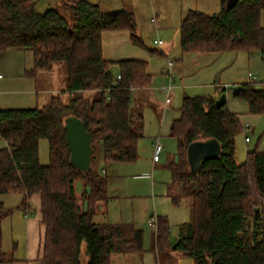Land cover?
<instances>
[{
    "label": "trees",
    "instance_id": "trees-1",
    "mask_svg": "<svg viewBox=\"0 0 264 264\" xmlns=\"http://www.w3.org/2000/svg\"><path fill=\"white\" fill-rule=\"evenodd\" d=\"M221 0L218 14L190 11L180 26V46L185 53L223 54L258 52L264 60V0H236L232 8ZM127 30L133 42L136 19L128 11L103 14L99 5L87 0L66 4L62 12L37 11L32 0H0V53L30 52L39 71L63 63L67 67L66 92L76 94L68 103L52 97L42 108L0 110V196L18 194L23 209L30 199H41L44 235L39 264H112L114 255H143V232L131 223L96 224L97 203L108 199V180L93 164L96 149L103 163L134 164L142 126L134 127L132 93L152 85L148 63L137 60L109 61L104 58L102 35ZM119 67L118 74L112 67ZM118 76L121 79L118 80ZM97 92L90 100L80 93ZM249 113L264 117V82L246 83L234 93ZM212 97L183 98L180 119L173 122L170 137L177 142L178 160L167 165L172 182L179 185L178 199H191V221L180 233L177 250L196 264H264V152H247L246 161L236 162V138L243 133L239 115L227 104L216 106ZM75 116L91 136V169L83 172L70 163L65 120ZM216 140L220 154L206 160L197 176L187 158L195 142ZM47 141L49 162H40V142ZM98 150V149H97ZM86 180V208L76 193V181ZM175 205L177 198H172ZM12 214L0 202V264L3 251L2 224ZM169 224L158 218L156 246L168 243ZM170 247V246H169Z\"/></svg>",
    "mask_w": 264,
    "mask_h": 264
},
{
    "label": "rangeland",
    "instance_id": "rangeland-1",
    "mask_svg": "<svg viewBox=\"0 0 264 264\" xmlns=\"http://www.w3.org/2000/svg\"><path fill=\"white\" fill-rule=\"evenodd\" d=\"M192 10L199 11L207 15L218 14L221 10V0H192ZM138 22H136V36L143 43V45L149 50L158 51L155 55H149V51L141 49L142 45H137L133 42L131 33L127 30L106 32L102 35L104 58L108 59H128L124 57H133L132 54H136L137 59H144L145 56L153 57L156 62L152 69L155 79L154 82H162L165 79L166 74L169 73V63L176 62V53L179 50L180 41V26L181 17L180 13H183L185 0H138ZM60 11V9H56ZM37 11L44 13L46 9L41 5ZM261 25L264 27V11L261 14ZM162 40L164 46L158 47L153 45L154 40ZM170 47V52L166 48ZM136 51V52H135ZM165 52L166 56L161 53ZM9 53L5 54H13ZM119 52V53H114ZM32 59L33 56L30 52L27 53ZM144 55V56H142ZM5 55L0 54V75L4 78L0 81V89H32V93H7L0 94V109H34L42 108L49 101L51 95H59L65 103L74 97L76 94H70L66 92L68 80H67V67L63 63L55 64V79L50 77H40L36 82L34 77H9L6 73V67L3 61L6 59ZM225 59V67L234 68L235 75H238L231 84H236L237 88L248 82L250 78L249 72L256 74L257 81L264 82V60L261 58L258 52L240 51L237 54L219 55ZM152 58V59H153ZM134 59V58H129ZM180 63H175V68L171 70L172 75L178 76L177 69H182L179 66ZM234 64V65H232ZM231 65V66H230ZM33 69V65L28 64V71ZM114 73L119 72L117 65L112 67ZM227 74H231L228 71ZM52 79V80H50ZM229 80V79H225ZM181 77L176 78L177 86L182 84ZM152 82V84L154 83ZM55 88L57 92L55 94H37L36 89L40 88ZM166 87V86H165ZM164 87V88H165ZM181 90H174L173 96H182ZM188 94H193L191 91H185ZM200 93V92H195ZM78 96L93 100L98 97L97 92L80 93ZM163 101L167 99L165 94L159 96ZM183 102V99H182ZM182 106V104H181ZM243 134V133H242ZM240 134L237 137V143L244 140L243 135ZM260 132H255L252 137V143L249 145V150L253 151L258 144L260 138ZM261 139V143L263 142ZM176 142V141H175ZM5 146L4 141L0 138V148ZM242 153L238 151L236 159L239 163L246 161L247 152L245 144H240ZM98 149V150H97ZM96 149V156L99 153V147ZM171 160H178V146L177 142L173 150H170ZM148 155V154H147ZM141 155H139L140 157ZM138 164H120V163H108L106 166L104 163L99 164L100 169L107 168L108 172L104 175L108 180L110 196L115 197L110 204L112 212L121 213L122 219L128 223L134 224L135 227L142 230L143 240V255L128 254L127 263L124 264H196L195 259L186 257L182 251L173 249V246L180 239V232L185 224L191 221L190 204L191 199L181 197L174 194L172 198L179 200V206L175 205L171 198L167 196L166 185L171 181V173L165 166L164 162L161 163L158 169H154L148 162H140ZM40 162L43 165H47L49 162V146L47 141L40 142ZM95 162L93 167H96ZM143 165V168L140 165ZM140 176V177H133ZM76 193H83L87 187L86 180L80 178L75 184ZM170 193H175L176 186H172ZM0 202L5 205L6 208L11 209L12 214L5 219L2 224V236H3V251L6 254L7 260L2 264H25L22 259L25 257V237L27 232V215L35 214V212L25 211L23 209V197L18 194L0 196ZM30 205H33V201H29ZM166 218L169 224V240L168 243L157 248L156 246V231L158 218ZM153 221V225L150 221ZM170 246V247H169ZM123 257V256H121ZM88 259L86 247H82V261L86 264ZM30 264H39L33 262Z\"/></svg>",
    "mask_w": 264,
    "mask_h": 264
},
{
    "label": "crops",
    "instance_id": "crops-1",
    "mask_svg": "<svg viewBox=\"0 0 264 264\" xmlns=\"http://www.w3.org/2000/svg\"><path fill=\"white\" fill-rule=\"evenodd\" d=\"M36 3L37 9L43 5V7L47 10L49 9H60V12L64 10V7L66 4L72 3V2H79L81 0H32ZM91 3L97 4L100 7V10L103 14H111L119 11H128L134 14L136 22H138V12H140V8L138 5V0H87ZM192 0H185V5L183 9V13H180L181 22L186 17V15L192 10ZM160 40V39H159ZM156 39L153 41V45L162 47L164 46V42L162 45L156 44ZM179 50L176 53V59L175 61L180 63L179 66H182V69H177L176 73L179 74L178 76L171 75L169 76L166 74L165 79L163 78L162 82H154L153 84L145 89L141 90H134L132 93V100H131V107L133 112V121H134V127L139 128L142 126L143 129V137L140 139L138 144V153L141 155L139 159L140 162H148L149 165H151L155 170L159 168L162 162H164L165 166H167L171 162H175L174 160H171V153L170 150H173L175 147V140L170 137L171 127L174 121L180 119L181 117V104L182 99L185 96H191V97H212L214 99H219L221 95L216 91L214 84L215 83H231L233 81H230L232 78L235 79L238 75H235L234 68L225 67V59H223L219 55H229L230 53H223V54H205V53H185L183 54L181 51L180 41H179ZM144 51L147 49L143 43L142 47H140ZM148 50V49H147ZM171 51L170 47L166 48L164 51ZM8 51H13L10 53L13 54H5L9 53ZM5 52H1V55H5L3 57L6 58L3 61V64L6 67L7 75L11 78L16 77H30L28 75V64H32L34 67L33 58L31 59L28 56V52L21 51V50H8ZM149 55H155L158 53V51H154L149 49ZM136 52V51H135ZM162 51V55L166 56V53ZM104 53V51H103ZM119 53V52H114ZM232 54H237V52H232ZM133 57H124L128 59L124 60H137V61H144L148 63V72L155 77L152 69L155 66L156 63L154 61V58L149 56H145L144 59H137L135 56L136 54H132ZM144 56V55H142ZM134 58V59H129ZM153 58V59H152ZM167 59V56L165 57ZM109 61H122L123 59H108ZM175 62V63H176ZM175 63L173 62L172 69L175 68ZM234 65V64H232ZM55 66V65H54ZM52 67L51 69L42 70L39 71L34 78L36 79V82L41 77H50L52 79H55L56 73H55V67ZM231 66V65H230ZM113 71V70H112ZM228 71L231 72V74H227ZM115 74H118L116 72ZM33 77V76H31ZM181 77L182 84L177 86L176 84V78ZM4 79L3 77L0 78V81ZM50 79V80H52ZM155 79V78H154ZM229 79V80H225ZM173 86L170 96H167L163 89L165 86L169 85ZM249 83V82H248ZM238 84V82H234V85ZM181 90L182 96L180 94L179 96L174 97L173 91L174 90ZM34 90L32 89H0V94H7V93H32ZM37 94H55L57 92V89L51 87V88H40L36 89ZM185 91H191L193 94H188ZM200 92V93H195ZM165 94L170 98V101L167 102V99L163 101L159 96L160 94ZM58 95H51L49 97V100H51L52 97H55ZM49 103V102H48ZM46 103V105L48 104ZM44 105V106H46ZM43 106V107H44ZM227 106L228 109L239 115L240 121L244 128H248V136L250 137V142L246 143L244 134V140L237 143L236 140V155H238V151H240V155L242 153V147L240 148V144H245L246 152H249V145L252 143V137L255 135V132H260V138L258 141V144L255 146V149H257L259 152H264V141L261 143V139L264 140V117L261 116H254L249 113V107L248 105L235 98L233 93L227 94ZM4 110V109H0ZM156 138H160L163 145L164 150L161 154V158L159 162L153 161V154H154V141ZM237 139V138H236ZM5 146H7V143L4 141ZM3 147V148H4ZM1 149V148H0ZM148 154V155H147ZM235 155V158L237 157ZM103 154L102 150L99 149V153L97 155L96 160V170L99 171L103 176L107 174L108 169L102 168L100 169L99 164L103 163ZM236 162L238 164L239 160L236 159ZM135 164V163H134ZM138 164V161L134 166ZM105 165V164H104ZM122 165V164H121ZM140 165V164H139ZM106 166V165H105ZM140 167L143 168V165ZM133 177H140V176H133ZM172 186H176L175 193H170V189ZM88 190V186L85 188L83 193H77L78 198H80V203L84 208H86V203L83 201V195ZM109 186L107 185V197L106 200H101L97 203L96 207V214L94 216V222L96 224H105V223H113V224H124L128 223L124 219H122L123 215L121 213L112 212V208L110 204L115 197H112L108 193ZM166 192L167 196L171 198L174 196V194L178 195L180 193L179 185L174 184L172 182V178L170 183L166 185ZM33 201V205L29 206V212H35L34 214L27 215V232L25 237V257L22 259V262L25 264H30L33 262H38V260L41 257V242L44 235V227L41 224L42 216L40 213L41 210V199L39 196L35 195L30 199V202ZM173 202V201H172ZM179 206V205H178ZM134 225V224H133ZM152 225V224H151ZM135 226V225H134ZM138 229L137 227H135ZM140 230V229H138ZM142 231V230H141ZM181 233V232H180ZM180 237V236H179ZM128 255V254H127ZM123 256V257H121ZM127 256L124 255H114L111 258L112 264H124L127 263Z\"/></svg>",
    "mask_w": 264,
    "mask_h": 264
},
{
    "label": "water",
    "instance_id": "water-1",
    "mask_svg": "<svg viewBox=\"0 0 264 264\" xmlns=\"http://www.w3.org/2000/svg\"><path fill=\"white\" fill-rule=\"evenodd\" d=\"M236 0H228V8L235 5ZM227 104V95L223 94L216 100V106L222 107ZM65 131L70 149V163L73 167L87 172L91 169L93 146L90 134L83 121L75 116L65 120ZM220 154V145L216 140H207L191 144L187 150V158L191 173L197 176L200 166L208 159ZM178 242L173 246L176 249Z\"/></svg>",
    "mask_w": 264,
    "mask_h": 264
},
{
    "label": "built area",
    "instance_id": "built-area-1",
    "mask_svg": "<svg viewBox=\"0 0 264 264\" xmlns=\"http://www.w3.org/2000/svg\"><path fill=\"white\" fill-rule=\"evenodd\" d=\"M156 44L157 45H162L163 42L161 40H157L156 41ZM172 66H173V62H170L169 63V73L168 75L171 76L172 74L171 73V70H172ZM248 76L250 78V82L252 84H255V85H258L260 86L261 85V82L257 81L258 79L256 78V74L253 73V72H249L248 73ZM2 76L0 75V78ZM121 79V76H118V80ZM214 87L216 89V91L220 94V95H223V94H228V93H235L238 91V88L236 85H231V84H221V83H215L214 84ZM172 88L173 86L171 85V83L169 85H167L164 89H163V92L167 95V96H170L171 94V91H172ZM170 101V98L168 97L167 99V102ZM248 132H249V129L248 128H244V131H243V134L245 136V141L246 143H249L250 142V137L248 136ZM164 150V145L161 141L160 138H156L155 141H154V154H153V161L154 162H159L160 161V158H161V154ZM150 224H154L153 221L151 220L150 221Z\"/></svg>",
    "mask_w": 264,
    "mask_h": 264
}]
</instances>
